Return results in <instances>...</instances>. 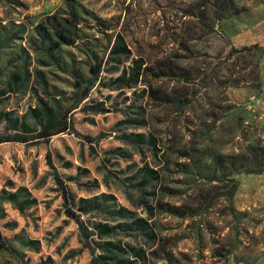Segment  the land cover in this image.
Listing matches in <instances>:
<instances>
[{"label": "rangeland", "instance_id": "obj_1", "mask_svg": "<svg viewBox=\"0 0 264 264\" xmlns=\"http://www.w3.org/2000/svg\"><path fill=\"white\" fill-rule=\"evenodd\" d=\"M262 9L264 0H0V112L35 128L29 111L44 102L69 110L71 126L46 144H0V230L13 239L0 264H92L101 252L87 248L68 210L89 231L146 220L148 234L102 239L141 249L146 264H264ZM55 15L78 25L52 60L35 27L51 29ZM117 34L129 50L122 65L107 63ZM244 47L253 49L224 59ZM141 59L150 72L118 88L113 80ZM98 63L100 80L74 101L73 74L88 79ZM163 65L173 71L157 78ZM14 73L21 82L10 90ZM22 133L0 123V136ZM140 133L143 144L134 142ZM47 152L86 211L65 206ZM223 156L242 160L219 167ZM146 169L154 174L145 183Z\"/></svg>", "mask_w": 264, "mask_h": 264}, {"label": "trees", "instance_id": "obj_2", "mask_svg": "<svg viewBox=\"0 0 264 264\" xmlns=\"http://www.w3.org/2000/svg\"><path fill=\"white\" fill-rule=\"evenodd\" d=\"M226 10V9H225ZM225 10L222 11L219 19L226 18L229 16ZM51 25V29H47L43 24H39L35 27V32L40 39V47L43 51L46 52L47 56L54 60L53 52L59 48L61 44L72 45L77 38V25L78 22L74 16L71 19L61 18L58 15L52 17V21H49ZM253 47H244L241 50H236L234 48L231 49L229 54L224 59H232L234 54L238 52H251ZM190 52V51H189ZM129 50L127 45L125 44L123 38L117 34L116 39L110 49L109 57L107 59V63H113L117 65H122L124 62L128 60ZM145 63L143 60H135L132 61L131 66L124 68L122 73L116 77L113 82L117 83L118 88H131L132 86L138 84L140 82V78L143 76V73L150 72L149 67H143ZM102 64L98 63L89 68V72L92 77L88 79H84L80 74L74 73V84L73 88L76 90L73 93V100L76 102H80L85 100L88 97V94L95 84V82L100 80ZM163 68L166 70L159 68L158 73L155 74L157 78L162 76H169L170 71H173V68L170 65H163ZM163 70V71H161ZM187 78V77H186ZM186 80V79H184ZM238 81V82H237ZM21 82V75L18 73H14L11 75L10 80L8 82V88L10 90L14 89V86ZM239 80H236L235 83H239ZM18 86V85H17ZM5 91H3L4 93ZM162 97L157 96V99H161ZM167 100V99H165ZM177 105L181 107H185L188 102L176 101ZM69 110L65 112H61L56 110L54 107L50 106L48 103L41 102L35 108L30 109L29 114L35 122V128L30 127L25 121H20L16 117H12V115L8 112H0V123L4 122L6 124V128L11 131H17L21 129L23 135H11V136H0V144L3 143H29L34 142L36 144H46L51 137L65 133L70 129V123L67 119V114ZM134 142L137 144L145 143V135L140 133L134 136ZM89 142H91V138L88 137ZM154 138H150L148 140L149 144H154ZM264 155L261 153L260 156ZM47 163L50 169L53 171V174L56 180L59 183L60 189L63 193V200L65 206L68 204H73L74 206L80 207L83 211H86V203L85 199H78L75 204V197L70 194L67 190L68 188L64 185L59 177L58 173L54 168L52 158L50 153H46ZM228 160V161H226ZM242 159L238 157H230L223 156L215 159V164L219 167H223L225 165L234 164L236 162H240ZM264 169H259L256 172H262ZM247 173H253L254 171H246ZM153 170H145L144 171V179L143 182L146 183L150 178L153 177ZM72 178V177H71ZM143 182H141L143 184ZM12 182L5 178L3 185L8 186L11 185ZM0 191L4 194V190L1 187ZM16 194H10L9 199L14 201L16 200ZM84 205V207H82ZM166 211L178 214L177 207H169L167 205L164 206ZM68 212L75 218L76 223L79 226L81 234L86 241L85 245L91 252L99 251L101 254L93 257L92 264H138L140 261L143 264L147 263L146 255L144 251L141 249H136L131 245H125V247L121 246L119 242L113 241H104L102 240L104 236H113L118 233V231H128V230H137L141 233H146L148 229V225L146 220L143 218L133 219L129 223H119L116 225H110L107 223H95L89 231V228L84 224V222L80 221L78 217L68 210ZM127 211L125 209H120L118 211L119 214L125 215ZM5 230V229H4ZM152 234V233H150ZM149 234V235H150ZM92 237V238H91ZM97 238V240L94 239ZM91 238V239H90ZM11 238H7L4 233L0 230V249H9L11 243ZM93 245L94 247H92ZM128 255L131 256V260Z\"/></svg>", "mask_w": 264, "mask_h": 264}, {"label": "crops", "instance_id": "obj_3", "mask_svg": "<svg viewBox=\"0 0 264 264\" xmlns=\"http://www.w3.org/2000/svg\"><path fill=\"white\" fill-rule=\"evenodd\" d=\"M260 45L264 48V9L261 10L260 16ZM261 84L262 91H264V56L261 58Z\"/></svg>", "mask_w": 264, "mask_h": 264}, {"label": "water", "instance_id": "obj_4", "mask_svg": "<svg viewBox=\"0 0 264 264\" xmlns=\"http://www.w3.org/2000/svg\"><path fill=\"white\" fill-rule=\"evenodd\" d=\"M254 103H255V101H254Z\"/></svg>", "mask_w": 264, "mask_h": 264}]
</instances>
